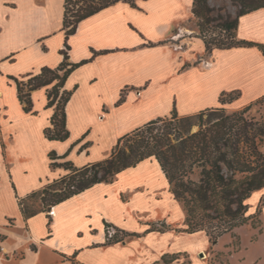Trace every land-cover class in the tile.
<instances>
[{"label": "crops", "instance_id": "crops-1", "mask_svg": "<svg viewBox=\"0 0 264 264\" xmlns=\"http://www.w3.org/2000/svg\"><path fill=\"white\" fill-rule=\"evenodd\" d=\"M64 1L0 0V264H161L202 249L195 243L209 238L181 230L185 211L154 157L27 217L18 202L67 173L51 167L50 152L81 167L109 157L119 137L173 109L184 117L264 97V53L256 45L205 53L200 37L194 48L185 26L193 0L118 1L66 37ZM236 37L264 44V7L239 16ZM64 49L78 65L63 84L69 134L60 141L44 134L54 112L51 85L31 91L32 112H25L13 78L57 67ZM221 93L238 95L222 104ZM16 139L21 151L11 148ZM35 139L46 144L47 171L37 176ZM106 224L136 235L105 243Z\"/></svg>", "mask_w": 264, "mask_h": 264}, {"label": "trees", "instance_id": "trees-1", "mask_svg": "<svg viewBox=\"0 0 264 264\" xmlns=\"http://www.w3.org/2000/svg\"><path fill=\"white\" fill-rule=\"evenodd\" d=\"M118 1L136 6V0H65L63 28L66 37L74 32L81 19ZM231 2L238 8L235 16L218 17L221 34L219 37H208L206 33L213 31L207 25L213 19L210 15L212 8L207 0H193L192 14L197 19L196 26L205 53L215 48L253 45L264 53V44L236 37L239 16L264 7V0ZM65 47L68 48L67 45ZM62 53L63 60L57 67H42L36 74L30 73L22 79L13 78L17 97L25 112H32L31 91L51 85L47 90V106H54V112L44 134L50 140L60 141L69 134L65 126V104L70 91L63 89V84L78 65L68 62L65 49ZM237 95L221 93L219 101L223 104ZM263 99L258 98L243 109L230 113L220 106L178 118L173 109L169 116L150 120L119 137L109 157L81 167L74 166L69 160L57 162L58 158H64L66 154L58 156L50 152L51 167H63L67 173L20 199L18 204L21 213L27 217L39 211L31 209L28 204L35 196L46 201V206L40 210L46 209L96 183L110 182L125 168L154 157L168 181L170 192L185 211L182 231H202L212 242L241 224L260 226L255 225L253 218L262 213L264 193L258 199L255 213H248V199L254 192L264 188V118H246L244 113L252 104ZM205 113L209 115L207 122L200 123L198 130L190 132L192 120L201 118ZM115 229L116 234L108 243L136 235Z\"/></svg>", "mask_w": 264, "mask_h": 264}, {"label": "rangeland", "instance_id": "rangeland-1", "mask_svg": "<svg viewBox=\"0 0 264 264\" xmlns=\"http://www.w3.org/2000/svg\"><path fill=\"white\" fill-rule=\"evenodd\" d=\"M207 3L212 8L210 15L213 18L207 25L209 29L213 31L207 32L206 35L208 37H219L218 35L221 33L219 32L220 28L218 23L220 20L218 17H225L227 15L233 17L235 16L238 8L231 2V0H207ZM196 21L197 19L192 17L185 22V26L190 32L189 39L192 41V46L194 48H197V37H200V33L198 32L196 26ZM245 106L238 109L232 107L225 108V112L230 113L233 111H238L243 109ZM244 115L246 118L255 117L257 119H263L264 99L256 104H252L251 107L244 113ZM178 118L181 117L179 116ZM208 119L209 115L206 113L203 114L201 118H194L192 120L190 132L198 130L199 124L206 123ZM16 140L17 144L15 142L11 145V148L21 151V143L18 141L19 139ZM33 144L35 149L33 175L37 176L38 174H43L45 171H47V163L44 154L46 144L40 142L39 139H35ZM263 193L264 188L254 192L253 195L248 199V204L250 206L248 213H255L256 204L259 197ZM28 204L31 209L40 210L42 207L46 206V201H41L40 196H35L31 198ZM262 217L263 216L261 213L259 216L255 215L253 218L255 225L260 224V226H252L250 223L241 224L235 227L232 232L223 233L212 242L208 240V243H205V245L202 241H198V243L194 242L195 244H200L204 247L199 250H192L191 252H180L176 255L166 256L165 261H161V264H264V220ZM259 219L261 222H259ZM154 227L160 229L164 228V225L158 224L156 226L154 225ZM107 229L111 230L112 237H114L116 234V229L113 225L109 224L108 227L104 226L103 240L105 243H108L109 239L112 238L109 237ZM186 243L187 242H184V244ZM187 244H189V242ZM201 250L205 252L204 258H202L199 254V251ZM172 261L173 263H171ZM195 261L199 262L197 263Z\"/></svg>", "mask_w": 264, "mask_h": 264}, {"label": "built area", "instance_id": "built-area-1", "mask_svg": "<svg viewBox=\"0 0 264 264\" xmlns=\"http://www.w3.org/2000/svg\"><path fill=\"white\" fill-rule=\"evenodd\" d=\"M107 230H108L109 237H112L111 230H109V229H107Z\"/></svg>", "mask_w": 264, "mask_h": 264}, {"label": "bare ground", "instance_id": "bare-ground-1", "mask_svg": "<svg viewBox=\"0 0 264 264\" xmlns=\"http://www.w3.org/2000/svg\"><path fill=\"white\" fill-rule=\"evenodd\" d=\"M205 255V254H204Z\"/></svg>", "mask_w": 264, "mask_h": 264}]
</instances>
